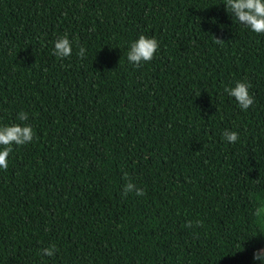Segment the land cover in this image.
Listing matches in <instances>:
<instances>
[{
  "label": "trees",
  "instance_id": "1",
  "mask_svg": "<svg viewBox=\"0 0 264 264\" xmlns=\"http://www.w3.org/2000/svg\"><path fill=\"white\" fill-rule=\"evenodd\" d=\"M140 34L159 46L133 68ZM21 110L35 135L0 169V264H259L264 34L222 0H0V123Z\"/></svg>",
  "mask_w": 264,
  "mask_h": 264
},
{
  "label": "clouds",
  "instance_id": "2",
  "mask_svg": "<svg viewBox=\"0 0 264 264\" xmlns=\"http://www.w3.org/2000/svg\"><path fill=\"white\" fill-rule=\"evenodd\" d=\"M222 4L225 12L231 14V19L234 18L239 25L251 32L264 34V0H222ZM52 45V54L58 59L67 58L72 54L73 42L66 34L58 36L52 41ZM158 46L159 41L155 37L140 34L128 43L125 58L133 68L140 67L153 59ZM85 52L86 49L83 46L78 47V56L83 57ZM249 87L246 81H236L232 86H225L223 91L228 97L234 99L241 111H245L254 104V97L250 94ZM16 120L18 123H0V169H7L8 157L13 146L27 145L34 140V130L30 124L26 123L28 114L21 110L17 113ZM221 136L228 144L235 143L239 138L238 133L230 129H224ZM121 193L123 196L129 193L137 197L144 195L143 189L130 180L122 185ZM194 223L199 226L200 221L197 219ZM192 226L193 221L186 222V227ZM259 233L264 236V225L260 227ZM56 252V245L50 244L39 249L38 255L42 259L52 257ZM252 261L264 264V246L253 250Z\"/></svg>",
  "mask_w": 264,
  "mask_h": 264
}]
</instances>
